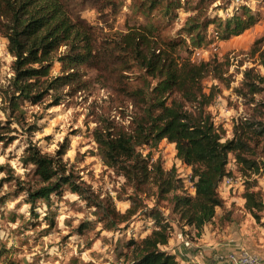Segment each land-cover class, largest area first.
I'll return each mask as SVG.
<instances>
[{
  "label": "rangeland",
  "instance_id": "rangeland-1",
  "mask_svg": "<svg viewBox=\"0 0 264 264\" xmlns=\"http://www.w3.org/2000/svg\"><path fill=\"white\" fill-rule=\"evenodd\" d=\"M74 4L79 17L93 27L101 43L95 64L101 69L81 68L85 86L58 91L59 105H53L48 96L38 104L20 102L16 111L9 109L14 59L0 34V264H121L117 251L124 242L141 239L151 231L153 225L143 214L133 217L127 227L102 230L93 209L68 188L52 194L48 202L39 199L32 205L26 203V189L39 184L33 167L22 162L25 149L35 146L41 153L56 157L65 144L61 157L65 175L87 194L111 200L116 211L123 213L128 208L127 197L132 190L102 164L91 137L100 120L127 127L138 112L133 92H146L155 84L127 57L119 54L116 59L118 53L108 49L128 29L152 28L161 42L177 44L175 54L181 60L228 63L223 76L230 81L229 88L211 78L203 82L205 92L216 86L217 94L206 111L216 125L222 126L227 138L232 136L238 118L264 116V91L250 104L233 92L240 87L245 69L253 67L264 74L257 57L250 55L256 41L264 46V0H75ZM235 20L253 23L239 34L222 39L224 24L230 21L234 25ZM58 72L55 65L52 74ZM257 103L263 107H255ZM141 152L158 161L164 170L174 168L184 180L185 192H192L189 169L177 160L174 144L163 140L143 147ZM254 153V158L264 160V139ZM226 169L236 182L220 186L224 205L216 209L214 220L206 227L234 238L241 250L264 261V178L242 176L231 156ZM248 184L261 194L263 209L256 213L257 218L244 209L242 195ZM139 196L148 207L153 205L152 198ZM167 207L166 201L159 203L163 215L173 222L176 217ZM172 225V236L190 232Z\"/></svg>",
  "mask_w": 264,
  "mask_h": 264
},
{
  "label": "trees",
  "instance_id": "trees-1",
  "mask_svg": "<svg viewBox=\"0 0 264 264\" xmlns=\"http://www.w3.org/2000/svg\"><path fill=\"white\" fill-rule=\"evenodd\" d=\"M74 1L0 0V34L6 38L8 53L14 59L9 85L11 111H16L20 102L35 105L48 96L53 105H59L58 91L85 86L81 68L101 69L95 65L101 43L93 27L75 11ZM252 23L235 20L231 25L227 21L222 39L239 34ZM153 32L147 26L130 28L108 48L112 54L118 53L116 59L119 54L127 57L155 84L146 92H133L138 112L127 127L113 120H100L91 132L102 164L122 177L132 190L123 213L115 210L111 200L87 194L72 182L70 175H65L61 162L65 144L56 157L41 153L35 146H28L22 156V162L33 167L39 184L26 189L27 204L39 199L48 202L52 194L68 188L93 209L92 215L102 230L127 227L133 217L141 214L151 221L149 234L138 240L131 238L119 248L121 264H179L176 256L164 249L172 238V224L189 228L196 238L202 235L214 220L216 209L224 205L219 189L225 178H233L226 169L230 156L242 176L264 178V160L254 158L255 148L264 139V116L238 118L232 126V136L227 138L222 126L216 125L206 111L217 89L211 86L205 92L203 82L211 78L229 88L230 81L223 76L228 63L181 60L175 54L177 44L161 42ZM259 43L260 40L254 43L250 55L257 57L264 71V46ZM55 65L59 67L57 75L52 74ZM242 75L240 87L233 92L250 104L255 95L264 91V74L252 67ZM258 106L263 107L261 103L255 105ZM163 140L174 144L177 160L189 169L192 192H185L184 180L174 168L164 170L149 154L143 156V147ZM140 193L145 199H153L151 207L144 204ZM242 198L244 209L257 218L256 213L263 209L260 191L248 184ZM161 201L167 202V209L176 217L173 222L160 210Z\"/></svg>",
  "mask_w": 264,
  "mask_h": 264
},
{
  "label": "crops",
  "instance_id": "crops-1",
  "mask_svg": "<svg viewBox=\"0 0 264 264\" xmlns=\"http://www.w3.org/2000/svg\"><path fill=\"white\" fill-rule=\"evenodd\" d=\"M188 237L191 239L190 247L184 244L185 238ZM235 241L234 238L226 237L205 227L199 238L194 237L191 232H175L164 249L174 254L179 264H219L228 254L240 250Z\"/></svg>",
  "mask_w": 264,
  "mask_h": 264
},
{
  "label": "built area",
  "instance_id": "built-area-1",
  "mask_svg": "<svg viewBox=\"0 0 264 264\" xmlns=\"http://www.w3.org/2000/svg\"><path fill=\"white\" fill-rule=\"evenodd\" d=\"M187 177L188 179H190V175ZM234 182L236 181L233 178L227 177L224 179L222 185L230 186ZM184 244L186 247L191 246L189 237L185 238ZM219 264H262V260L255 254H251L245 250L240 249L238 252L228 254L226 258L220 261Z\"/></svg>",
  "mask_w": 264,
  "mask_h": 264
}]
</instances>
